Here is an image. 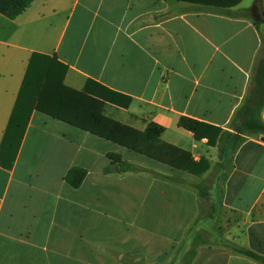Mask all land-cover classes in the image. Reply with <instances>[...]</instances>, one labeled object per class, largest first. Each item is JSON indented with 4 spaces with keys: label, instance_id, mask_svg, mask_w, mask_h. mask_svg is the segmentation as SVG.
<instances>
[{
    "label": "crops",
    "instance_id": "0c3cea01",
    "mask_svg": "<svg viewBox=\"0 0 264 264\" xmlns=\"http://www.w3.org/2000/svg\"><path fill=\"white\" fill-rule=\"evenodd\" d=\"M33 53L66 66L65 86L111 99L105 116L155 123L210 166L175 169L33 110L11 167L0 164V264H261L232 246L264 256V133L220 157L177 121L231 131L245 105L264 123V0H33L0 13V143ZM72 166L86 169L77 188L63 179Z\"/></svg>",
    "mask_w": 264,
    "mask_h": 264
},
{
    "label": "trees",
    "instance_id": "16d2710c",
    "mask_svg": "<svg viewBox=\"0 0 264 264\" xmlns=\"http://www.w3.org/2000/svg\"><path fill=\"white\" fill-rule=\"evenodd\" d=\"M32 1L0 0V13L13 19L20 15ZM65 72L66 66L58 62L55 57L40 53L31 55L0 143V164L2 166L11 167L30 114L36 110L163 162L172 168L194 175H201L208 170L210 166L208 160L204 158L194 160L189 152L162 142L159 139L163 131L161 126L151 122L143 131H138L105 116L102 113L103 100L111 99L93 96L86 87L76 90L65 86L63 83ZM125 99L121 104L127 107L130 98ZM177 124L192 132L195 139L200 140L205 137L208 145L219 146L220 157H222L223 145L229 143L230 151H234L246 135L264 133V123L259 114L245 105L236 111L230 122L231 131L185 116L179 117ZM107 157L110 164L118 165L122 171L139 170L135 165L124 162L117 153H108ZM217 166H221V163L218 162L215 167ZM104 171L109 172L110 167H106ZM85 175V168L72 166L67 170L63 179L71 188H77ZM196 187L200 198L208 199L209 187L204 183H198ZM232 249L264 264V256L248 248L232 246ZM188 254L190 259L195 255L193 246Z\"/></svg>",
    "mask_w": 264,
    "mask_h": 264
},
{
    "label": "water",
    "instance_id": "95a60500",
    "mask_svg": "<svg viewBox=\"0 0 264 264\" xmlns=\"http://www.w3.org/2000/svg\"><path fill=\"white\" fill-rule=\"evenodd\" d=\"M263 18V15L260 11H258L257 17L255 18L256 20H261ZM262 141H264V137L261 138Z\"/></svg>",
    "mask_w": 264,
    "mask_h": 264
}]
</instances>
